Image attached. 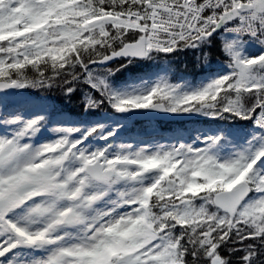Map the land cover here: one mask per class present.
<instances>
[{"label":"snow or ice","instance_id":"snow-or-ice-1","mask_svg":"<svg viewBox=\"0 0 264 264\" xmlns=\"http://www.w3.org/2000/svg\"><path fill=\"white\" fill-rule=\"evenodd\" d=\"M218 35L225 63L199 82L140 74L177 51L207 63ZM53 87L110 111L0 97V264H264V0H0V93ZM151 112L216 127L203 146L114 143Z\"/></svg>","mask_w":264,"mask_h":264},{"label":"rangeland","instance_id":"rangeland-1","mask_svg":"<svg viewBox=\"0 0 264 264\" xmlns=\"http://www.w3.org/2000/svg\"><path fill=\"white\" fill-rule=\"evenodd\" d=\"M223 66V64H222ZM221 66V67H222ZM166 71L161 70L159 73L164 74ZM157 71L150 70V72L145 76H154ZM206 75V74H205ZM203 77L199 78L197 81L191 83H197L200 80H202ZM183 80L179 79L178 81ZM175 81V80H174ZM173 81V82H174ZM177 82V81H176ZM78 89V92L81 91V97L82 100L80 101L83 104V93L87 91L85 88ZM26 90L32 91L35 94H40V92L37 89H24V90H13L11 91V94L7 95L6 97L3 96L2 93H0V97L4 99V102L8 105L9 111H19L25 115H29L32 112L35 111H45L47 113H52L55 120H95V119H101L104 115H106L110 110L107 109V107L102 108L96 112L89 111L88 113H83L84 116L82 117H73V116H66L63 114H60L61 111L58 109H53L49 104H47L43 97H36L33 95L31 99L27 98V92ZM21 94V95H20ZM153 121V120H152ZM139 122L135 121L132 118H129L127 120H122L121 123L123 124L124 128L123 131L120 133V135L116 138L114 141L115 144L119 143H133L138 146H142L145 144H154V143H175L177 140H182L187 143L191 144H198L199 146H203L202 142L197 141L196 137L200 135L201 132H203L206 129H202V121H209L211 123H207L208 129L216 127V124L211 121L210 118L205 117H198L194 116V119L190 121H185V123H169L164 125L163 123H160L161 126L159 127V123L157 122ZM221 124L227 123L229 126L233 128L236 132H241L242 128L241 126H245L243 130H247L246 122L235 120V121H228V122H220ZM55 127L54 124L49 125L47 130H45L39 137L38 141H43L46 139L51 138L54 133L52 131V128ZM161 129L160 131H154L157 129ZM11 128L8 126L0 124V134H6L7 132H10ZM131 132H133V137H129L131 135ZM103 141H94V146H99L103 144Z\"/></svg>","mask_w":264,"mask_h":264},{"label":"trees","instance_id":"trees-1","mask_svg":"<svg viewBox=\"0 0 264 264\" xmlns=\"http://www.w3.org/2000/svg\"><path fill=\"white\" fill-rule=\"evenodd\" d=\"M222 39L221 35L216 36L212 46L204 49L205 52L209 53L207 63L204 62L201 53L198 51H177L171 54H160L151 62H145V67L140 74H147L148 70L158 71L165 67L175 81L183 79L195 82L204 77L208 71V65L212 70H218V64L221 65L225 62V57L220 50ZM117 66L118 64L113 67ZM37 90L40 92L39 95L45 98L44 101L54 104L66 116L82 117L84 116L83 113H88L85 112L84 105L80 101V99L82 100L81 91L78 92L77 90L69 97L56 87ZM206 127L209 126L206 125Z\"/></svg>","mask_w":264,"mask_h":264},{"label":"water","instance_id":"water-1","mask_svg":"<svg viewBox=\"0 0 264 264\" xmlns=\"http://www.w3.org/2000/svg\"><path fill=\"white\" fill-rule=\"evenodd\" d=\"M133 118L140 119V120H168V121H173L177 119H182L184 116L182 115H177V114H165V113H156V112H151V113H146V114H139V115H134L132 116ZM189 118V116H185Z\"/></svg>","mask_w":264,"mask_h":264}]
</instances>
